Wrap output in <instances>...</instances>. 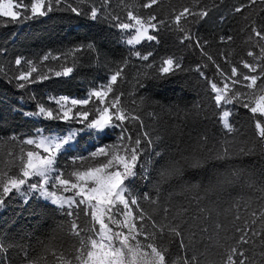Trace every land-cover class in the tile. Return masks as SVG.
<instances>
[{"label":"snow or ice","instance_id":"obj_1","mask_svg":"<svg viewBox=\"0 0 264 264\" xmlns=\"http://www.w3.org/2000/svg\"><path fill=\"white\" fill-rule=\"evenodd\" d=\"M112 2L0 0V23L24 25L68 13L92 22L97 31L103 32V25L118 30L131 46L126 57L105 65V77L81 97L47 95L55 107L32 86L71 76L74 54L96 52L94 42L70 48L63 57L49 50L40 58L59 62L72 55V66L62 70L48 67L41 73L33 59H15L18 74L6 82L27 90L36 107L13 111L39 126L0 136V210L10 206L11 197L22 198L23 205L36 197L54 206L56 215L50 231L34 240L31 234L17 238L0 230V264H264V181L253 172L236 169L206 185L156 182L158 165L168 159L166 139L186 132L198 133L197 145L183 157L191 166L202 164L207 148L209 156L226 159L264 158V22L257 26L255 18L264 12V0L233 8V14L248 9L241 31L248 32L251 59L233 60L231 53L220 52L223 63L195 30L223 0L158 8L161 0H118L116 8ZM169 35L175 49L170 54L151 45V50L135 47L143 41L160 45V37ZM221 42L234 43V37L222 36ZM185 53L195 59L186 62ZM186 74L201 96L190 108L142 91ZM180 171L173 165L168 174ZM141 175L149 184L142 193L136 189ZM234 184L240 191L225 196ZM13 249L18 260L7 255Z\"/></svg>","mask_w":264,"mask_h":264},{"label":"trees","instance_id":"obj_2","mask_svg":"<svg viewBox=\"0 0 264 264\" xmlns=\"http://www.w3.org/2000/svg\"><path fill=\"white\" fill-rule=\"evenodd\" d=\"M185 2L186 0H161V4L154 6V8L166 7L170 3L179 7ZM207 2L209 5L219 4V0H207ZM117 3L118 0H113V8H116ZM241 3H247V0H223L218 8H214L210 12L208 18L195 26L199 35L211 42L212 54L221 63L223 61L220 59V52L225 55L231 53L233 60H238L240 56L251 59L246 56V52L249 50V45L245 43L248 32L241 31L245 25L243 15L248 12V9H245L243 13L233 14L232 11L235 6H239ZM144 11L146 13L151 10ZM221 16L224 17L223 21H221ZM261 17H264V12H260L255 17L257 26L264 22ZM100 27L105 30L103 32L97 31L92 22L75 17L73 14L59 12L26 22L24 25L0 23V53H2L0 54V136L6 137L13 132H30L34 127L39 126L36 121L23 117L22 112L13 111L14 108L35 110L36 107L35 103L29 100L27 90H18L15 87V81L6 82L8 77L18 74L15 59L21 56L33 59L37 62L38 71L41 73L45 72L48 67H52L54 70H62L63 66H72L74 58L72 55H68L66 60L62 59L59 62L50 60L40 63V58L49 50L52 51L53 55L63 57L70 48L94 42L96 52L82 51L74 54L77 66L71 76L66 78L52 77L48 81L32 86L38 98L43 96L46 105L55 107L54 104H50L46 100L47 95L80 97L91 86L99 83L102 77H105L107 73L106 64L112 66L114 62H118L128 55V49L131 46L122 42L119 31L109 29L107 25ZM227 35H233L234 43L221 42V37ZM160 39V45H156L155 42L143 41L141 45L135 47L141 49L143 46L144 50H151L149 45L155 46L161 55L170 54L175 50L171 47L173 37L170 35L161 36ZM255 51L258 52V49ZM97 54L99 55V63H97ZM185 58L186 62L195 59L190 53H185ZM21 68L27 70V65L22 64ZM134 75L135 73L132 72L129 75V80ZM142 91L165 104L179 103L182 107L187 106L189 108L201 99L195 81L188 80L187 74L183 78L158 85L149 84ZM21 98H23V102ZM244 114V110H240L237 119L242 122ZM111 139L113 138H106V140ZM246 163L257 169H264V160L259 156L247 158ZM148 187V181H145L142 175L138 176L137 191L142 193ZM236 194L233 193V195ZM8 204L10 206L0 210V230H6L9 235L17 238L21 235L31 234L33 240L35 237L45 236L50 231L56 209L54 206H50L49 202L40 201L33 197L28 205H23L22 198L14 196L9 198ZM171 251L174 259L177 249L173 247ZM180 251L182 253L183 250ZM7 255L18 260L15 249L10 250Z\"/></svg>","mask_w":264,"mask_h":264},{"label":"clouds","instance_id":"obj_3","mask_svg":"<svg viewBox=\"0 0 264 264\" xmlns=\"http://www.w3.org/2000/svg\"><path fill=\"white\" fill-rule=\"evenodd\" d=\"M198 133L193 131L191 135L187 132L183 135H176L166 139L165 148L167 160L158 165L160 169L156 174V182L162 181L165 184L171 183L174 187L179 184H208L215 182L217 177H224L226 174L233 173L236 169H243L247 172H253L257 181H264V169H257L246 163V159L253 156L238 157L226 159L222 155L217 156L210 148L204 149V158L200 166L194 167L187 164L184 156L190 154L194 146L198 143ZM262 160L264 158L261 157ZM173 165H178L181 171L179 174H168ZM240 184L232 185L225 196L232 191H240ZM177 190H179L177 188ZM223 220V218H222ZM227 223V221H224Z\"/></svg>","mask_w":264,"mask_h":264},{"label":"rangeland","instance_id":"obj_4","mask_svg":"<svg viewBox=\"0 0 264 264\" xmlns=\"http://www.w3.org/2000/svg\"><path fill=\"white\" fill-rule=\"evenodd\" d=\"M73 97H77V96H73ZM81 97V96H80ZM78 98V97H77ZM47 202V201H46Z\"/></svg>","mask_w":264,"mask_h":264}]
</instances>
